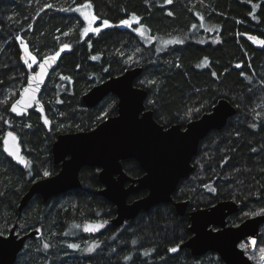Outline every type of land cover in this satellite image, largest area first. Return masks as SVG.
Segmentation results:
<instances>
[{
	"label": "trees",
	"instance_id": "trees-1",
	"mask_svg": "<svg viewBox=\"0 0 264 264\" xmlns=\"http://www.w3.org/2000/svg\"><path fill=\"white\" fill-rule=\"evenodd\" d=\"M80 4L91 5L99 25L108 20L111 26L83 34L84 21L74 10ZM133 14L139 23L134 21L131 28L120 24ZM260 40L264 41V0H172L170 4L166 0H0V234H7L14 224L20 235L41 229V238L27 239L13 264H223L211 251L193 256L185 248L174 254L167 249L191 236L188 212L193 209L222 200L240 203L239 211L227 217L228 225L264 212V44ZM65 44L69 47L61 51ZM59 51L39 94L49 120L47 130L33 109L25 115H12L9 110L35 69L24 62V53L41 61ZM136 66L142 71L134 85L147 92L145 108L163 127H184L219 99L235 108L221 129L200 141L193 171L172 194L173 201H188L185 215L179 216L172 203H159L119 227L94 236L84 234L86 221L115 215V207L98 194V169L91 167L81 168V187L46 201L33 195L18 213L29 185L45 171L53 175L59 170L50 151L55 137L88 131L116 114L114 95L91 108L82 104L81 96ZM7 129L20 137L27 160L24 169L2 152ZM122 168L132 178L143 174L131 159L122 161ZM145 194H132L128 202ZM90 246L95 247L87 251Z\"/></svg>",
	"mask_w": 264,
	"mask_h": 264
},
{
	"label": "water",
	"instance_id": "water-1",
	"mask_svg": "<svg viewBox=\"0 0 264 264\" xmlns=\"http://www.w3.org/2000/svg\"><path fill=\"white\" fill-rule=\"evenodd\" d=\"M52 57L43 58L35 70L29 72L16 100L23 101L17 104L20 114L12 112L11 107L9 110L12 115H25L33 109L47 130L49 123L45 124L44 120L48 118L39 101V94L55 67L56 58ZM41 66L44 67L43 74ZM141 71L142 68L138 66L128 68L92 86L81 96L82 104L91 108L97 106L105 96L114 95L117 99L116 114L100 121L88 131L60 133L55 137L50 151L52 161L59 165V170L29 185L17 205L18 213H21L33 195H39L46 201L64 191L81 187L79 172L82 167H91L98 169L97 178L101 184L98 194L115 207V215L109 219L86 221L84 228L89 226L90 230H84V234L94 236L108 227H119L139 212L148 211L159 203H172L179 216L185 215L188 201H173L172 194L180 180L193 171L192 160L200 141L210 131L221 129L235 114V108L226 99H219L208 112L188 121L184 127L180 124L163 127L153 118L152 111L145 108L147 92L134 85ZM33 77L41 81L34 94L26 92V89L35 87V84H30ZM25 104L30 106L25 108ZM8 132H12L16 139L7 137ZM5 139L8 140L7 145ZM1 149L15 165L22 169L26 167L27 160L22 153L20 137L11 129L5 130ZM10 151L17 153L24 163L17 156L10 155ZM127 159L138 163L143 172L140 177L132 178L123 170L122 161ZM140 191H146V194L128 202L130 195ZM240 207L241 204L233 200H222L189 211L191 236L169 247L168 253L174 254L185 248L191 255L201 256L211 251L223 264H252L239 245L244 241L249 250H255L260 227L264 225V214H255L236 225H228L227 217L239 211ZM96 225L100 227L97 229ZM15 229L14 224L7 234H0V264H13L27 239L41 238L40 227L22 235L15 232ZM172 248L177 251H170Z\"/></svg>",
	"mask_w": 264,
	"mask_h": 264
},
{
	"label": "snow or ice",
	"instance_id": "snow-or-ice-1",
	"mask_svg": "<svg viewBox=\"0 0 264 264\" xmlns=\"http://www.w3.org/2000/svg\"><path fill=\"white\" fill-rule=\"evenodd\" d=\"M171 2H172V0H166V3H169V4H170ZM47 7H52V5H47ZM83 7H85V8H90L91 5H90V4H84ZM61 10H62V11H69V10H73V9H61ZM74 10H75V11H79L80 9H79V8H76V9H74ZM168 15H172V13L169 12ZM84 19H85V20H89V17L87 16V14H84ZM95 20H96V17L93 16V17H91V19L89 20V22L92 23V22H94ZM134 21L137 22V23H139V21L137 20V17L135 16V14L132 15L131 19H122V20L120 21V24L123 25V26H127V27L131 28V27H132V24H133ZM103 26H104L105 28H107V27H109V26H111V25H110V23H109L108 20H104V21H103ZM135 30H136L137 32H140V29H139V28H137V29H135ZM89 31H92V32H95V33H99V32H100V27L98 26V27H95V28H92V29H87V28H85L83 34L87 35V33H88ZM64 35H68V33L65 32ZM18 39H19V37H18ZM249 39L256 40L255 37H249ZM259 42L262 43V44H264V41H259ZM68 47H69V45L65 44V45H63V48H62L61 50H63V49H67ZM25 51H27V49H25ZM58 55H59V53H57V56H58ZM32 59L35 60L36 57L33 56ZM52 59H55V57H52ZM25 62L27 63V61H25ZM46 63H47V61H45V64H46ZM237 66L239 67V65H237ZM43 71H44V67L41 66V74H43ZM213 75H215V73H213ZM62 79H66V78H63V77H62ZM40 83H41V81H40V79H39L38 77H33L32 80L30 81V84H35V87H30L29 89H26V92H27V91H30V92H32V93L34 94V93L38 90ZM20 103H23V101H22V100H18V101H16V103L12 104V106H11V111H12V112H16L17 114H20V112L18 111V108H17V104H20ZM29 106H30V105L25 104V108H27V107H29ZM6 123H7V122H6ZM44 123H45V124H48L49 121H48L47 119H45V120H44ZM7 137L11 138L12 140H15V139H16V137L13 135L12 132H8V133H7ZM4 143L7 145L8 140L5 139ZM5 150L8 151L7 148H6ZM9 154H10V155L17 156V159H18L21 163H24V161H23L22 159L19 158V156L17 155V153H15V152H11V151H10ZM48 175H49V173H48L47 171H45V172H44V176H48ZM255 214H256V215H260V214H264V213H255ZM76 227H79V225H77ZM95 227L98 229V228L100 227V225H96ZM84 230H85V231H89V230H90L89 226H85ZM252 243L255 244V241H252ZM43 247H44L45 249H47V248L49 247V245H48L47 243H45V244L43 245ZM68 247H70V248H74V249H78L80 246L77 245V244H70V245H68ZM93 247H95V246H90V247H89L88 249H86V250H87V251H92V250H93ZM170 251L175 252V251H177V249H176V248H172V249H170ZM261 255L264 256V249H261Z\"/></svg>",
	"mask_w": 264,
	"mask_h": 264
},
{
	"label": "rangeland",
	"instance_id": "rangeland-1",
	"mask_svg": "<svg viewBox=\"0 0 264 264\" xmlns=\"http://www.w3.org/2000/svg\"><path fill=\"white\" fill-rule=\"evenodd\" d=\"M83 5L84 4L77 5L76 7H74V9H76V8L80 9L79 11H77V13L83 19L84 24H85V28L92 29V28H95L98 26L100 28L104 27L103 23L101 25L98 24L97 18L94 22H92V23L89 22V20L91 19V17L94 16V14L90 8H85V7H83ZM84 14H87V16L89 17V20L84 19ZM141 31L142 30H140V32ZM89 32L92 33V31H89ZM61 51H59L57 53L60 54ZM57 53L53 55L55 58H57L59 56V55L57 56ZM32 57L33 56H31L28 52H25L24 56H23V60H24V62L27 61V63L26 62L25 63L28 65L29 68H32L33 66H35V68H36V65L39 63V61L37 59L33 60ZM257 213H260V212H257ZM252 215H255V213ZM252 215H248V216H252ZM262 227L263 228L260 227L261 229L259 230L258 243H257L255 250H253V251L249 250L248 244L245 243L244 241H242L239 245L244 250L246 255L251 259L252 264H264V256L261 255V249H264V226H262Z\"/></svg>",
	"mask_w": 264,
	"mask_h": 264
},
{
	"label": "flooded vegetation",
	"instance_id": "flooded-vegetation-1",
	"mask_svg": "<svg viewBox=\"0 0 264 264\" xmlns=\"http://www.w3.org/2000/svg\"><path fill=\"white\" fill-rule=\"evenodd\" d=\"M23 153V152H22ZM24 155V154H23ZM56 165H58V164H56ZM27 166V165H26ZM59 166V165H58Z\"/></svg>",
	"mask_w": 264,
	"mask_h": 264
},
{
	"label": "bare ground",
	"instance_id": "bare-ground-1",
	"mask_svg": "<svg viewBox=\"0 0 264 264\" xmlns=\"http://www.w3.org/2000/svg\"><path fill=\"white\" fill-rule=\"evenodd\" d=\"M83 232H84V228H83Z\"/></svg>",
	"mask_w": 264,
	"mask_h": 264
}]
</instances>
